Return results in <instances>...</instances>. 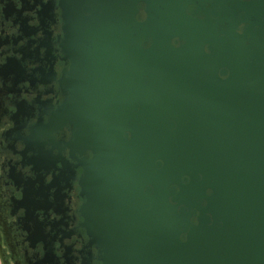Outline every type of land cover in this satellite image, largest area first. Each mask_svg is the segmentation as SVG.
Wrapping results in <instances>:
<instances>
[{"label":"water","instance_id":"95a60500","mask_svg":"<svg viewBox=\"0 0 264 264\" xmlns=\"http://www.w3.org/2000/svg\"><path fill=\"white\" fill-rule=\"evenodd\" d=\"M58 6L52 123L101 264H264V0Z\"/></svg>","mask_w":264,"mask_h":264},{"label":"flooded vegetation","instance_id":"af4514ba","mask_svg":"<svg viewBox=\"0 0 264 264\" xmlns=\"http://www.w3.org/2000/svg\"><path fill=\"white\" fill-rule=\"evenodd\" d=\"M58 4L0 0L1 264H101L81 225L69 126L52 123L68 66Z\"/></svg>","mask_w":264,"mask_h":264},{"label":"rangeland","instance_id":"374dc122","mask_svg":"<svg viewBox=\"0 0 264 264\" xmlns=\"http://www.w3.org/2000/svg\"><path fill=\"white\" fill-rule=\"evenodd\" d=\"M0 264H1V262H0Z\"/></svg>","mask_w":264,"mask_h":264}]
</instances>
